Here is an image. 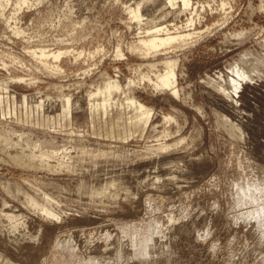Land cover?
<instances>
[{"label": "rangeland", "instance_id": "1", "mask_svg": "<svg viewBox=\"0 0 264 264\" xmlns=\"http://www.w3.org/2000/svg\"><path fill=\"white\" fill-rule=\"evenodd\" d=\"M18 3L0 0V264H264V0ZM160 26L191 36L139 43Z\"/></svg>", "mask_w": 264, "mask_h": 264}, {"label": "bare ground", "instance_id": "2", "mask_svg": "<svg viewBox=\"0 0 264 264\" xmlns=\"http://www.w3.org/2000/svg\"><path fill=\"white\" fill-rule=\"evenodd\" d=\"M3 1H6V0H3ZM20 1H21V3L20 4L18 3L19 5L25 3L26 0H20ZM177 1L178 0H168L169 4H171L172 6L177 4ZM181 1H182L183 5L186 7L190 4V0H181ZM139 7H140V5L137 6V10L131 9V14H132V16H134V18L136 20H141V17H142L141 16V10L139 9ZM191 23H193V21ZM157 28H159V29H157ZM157 28H153V30H156L155 32H151V30H147V33H146L147 38L144 37V38L140 39L139 43L148 49L161 48V46H167L168 44L175 42L178 39L191 36V34H189V32H187L186 35L185 34L171 35L170 32H165V29H163V26H160ZM41 54H42L41 55L42 57L46 58V56H47L46 53L41 51ZM51 54H53V53H51ZM51 54L49 56H51ZM61 54H63V51L59 52V55H56V54H53V55H54V57L59 56V58H60ZM59 58H54V59H59ZM242 66H239V67L237 66L232 71L237 73L240 77H242L245 80V79L249 78L250 75L247 72V69H245V67L244 66L242 67ZM165 67H166L165 73L163 75L159 76L160 82L164 86L173 89V92L175 94H177L176 82H175L176 78H177L176 62H174V61L165 62ZM238 81L232 79V86L230 88H232L235 93L238 92L239 88L242 85V83H240ZM106 89H108V90L105 92V94L107 96H113V93H115V91H116V90L114 91V89H117V86H116L115 82H110L107 85ZM127 101L130 105L133 104V102H135V100H133V102H131V100H127ZM133 106H135V104H133Z\"/></svg>", "mask_w": 264, "mask_h": 264}]
</instances>
